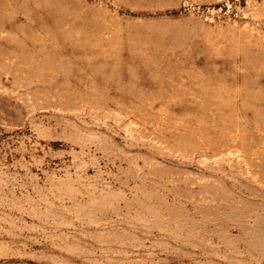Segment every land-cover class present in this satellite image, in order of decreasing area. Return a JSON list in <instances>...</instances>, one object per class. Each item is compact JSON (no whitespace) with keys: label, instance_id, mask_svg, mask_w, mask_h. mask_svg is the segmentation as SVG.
I'll use <instances>...</instances> for the list:
<instances>
[{"label":"rangeland","instance_id":"obj_1","mask_svg":"<svg viewBox=\"0 0 264 264\" xmlns=\"http://www.w3.org/2000/svg\"><path fill=\"white\" fill-rule=\"evenodd\" d=\"M0 264H264V0H0Z\"/></svg>","mask_w":264,"mask_h":264}]
</instances>
